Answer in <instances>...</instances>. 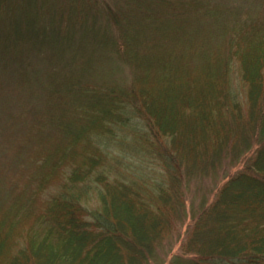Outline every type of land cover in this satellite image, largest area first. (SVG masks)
Instances as JSON below:
<instances>
[{"label":"trees","instance_id":"trees-1","mask_svg":"<svg viewBox=\"0 0 264 264\" xmlns=\"http://www.w3.org/2000/svg\"><path fill=\"white\" fill-rule=\"evenodd\" d=\"M68 1L0 0L4 66L24 54L52 63L46 85L55 106L31 133L43 152L35 194H45L51 177L59 180L42 208L22 192L1 213L0 264H160L161 248L162 264H264L262 30L253 28L250 44L229 55L194 52L183 47L196 34L190 11L165 19L153 13L168 0ZM248 26L245 20L229 39L245 37ZM172 27L179 47L130 46L145 29L167 37ZM25 40L32 47L17 46ZM232 57L242 59L245 120L229 82ZM113 61L132 69L131 82H91ZM25 71L18 72L29 86ZM191 74L204 82L190 83ZM5 76L0 66V92ZM251 151L243 168L226 175V165ZM204 177L218 185L195 199L190 184ZM93 197L97 203L86 205ZM16 213L33 219L19 245L9 237Z\"/></svg>","mask_w":264,"mask_h":264},{"label":"rangeland","instance_id":"rangeland-1","mask_svg":"<svg viewBox=\"0 0 264 264\" xmlns=\"http://www.w3.org/2000/svg\"><path fill=\"white\" fill-rule=\"evenodd\" d=\"M66 1L68 4L71 2ZM99 1L107 3L106 1L115 2L116 0ZM162 4L159 10L153 11L157 17L162 19L176 18L179 15L188 16L186 11L191 12L189 17L190 26L196 29V34L194 38L188 39L183 47H191V50L194 52L198 49H203V47H211V50H221L220 53L224 56L229 55L231 52L240 50L241 47H247V44H250L252 39L255 38L253 36L255 29H261L262 33H264V0H168ZM196 10L197 13H195ZM218 19L219 22L214 24L213 21H217ZM245 20L253 22V27H251L252 25L246 28L243 27L245 37L244 35H239L242 38L237 41L229 39L230 31H233L235 28L238 29L241 23L245 24ZM223 22L230 26L233 25L232 28L228 29V31H223L222 26L219 25V23ZM103 26L104 22L101 20L98 27L102 28ZM111 31L116 36H119V47H122L121 41H123V38L114 22ZM175 33L176 30L174 27H172L171 34L169 33L167 37H164L161 33H154L145 29L135 37L133 36L134 38L131 40L130 46L139 47V50L142 52L145 49H141V47H155L157 44L161 47H179L177 45L178 43L175 42L177 39ZM182 41L184 40L182 39ZM17 46L32 47V44L25 40L18 42ZM90 47L95 46L91 45ZM235 48L236 50H234ZM45 56H48V54H45ZM191 56L190 59L193 61L196 60L195 62L198 61V56L193 53ZM9 58L7 54H4L0 60V66L5 69L6 73L5 87L0 92V215L9 206L16 203L17 196L22 195V192L29 199L32 198L36 202L37 209L42 208L41 200L46 198L47 194L51 191H56L59 184V180L53 174L54 177L50 178L47 185L48 190H44L45 194L43 196L40 195V192L37 194L34 192L35 184H38L40 179L37 166L43 152L31 133L39 127V124L36 126L37 120L39 116L43 115L44 110L47 107L55 106L53 94L49 98V90L46 85L49 80L48 73L52 71V63L46 62L39 55L36 58V56L29 57L24 54L23 57L18 58V63H15V61L10 62L5 67L3 61ZM24 59H27L26 62ZM241 61L242 59L238 57L231 58V69L228 75L231 87L237 94L236 99L240 102L239 110H241V115L245 120L247 109L246 84L240 68ZM115 64L118 65L115 61L100 65L99 75L92 77L91 82L115 81L122 84L131 82L132 69L127 64L122 63L119 64L121 65L120 69H117L114 66ZM21 66H23V69L26 70L25 72L31 78L28 82L29 86L25 84L23 76L18 72ZM109 68L110 70L112 68L114 70H111L109 74L105 73L106 69ZM261 69L264 71V67ZM188 71L195 73L191 68ZM189 77L188 79L191 80L190 83L193 82L198 85L204 82V80L199 79L201 76L191 74ZM21 81L23 83L19 85ZM26 135H30V138H26ZM53 141L54 139L51 142ZM252 154V151L245 154V159L237 162L233 166L228 167L226 165L224 169L227 168V171L229 170V173L226 175L243 168L245 160L251 157ZM217 185L218 178L213 180L210 177H204L190 184V189H192L190 194L191 196L194 194V198L198 199L206 190L209 189L210 191L213 187H217ZM209 195L211 196L212 194L210 193ZM91 199L86 205L93 206L94 202L97 203L95 197ZM18 218L19 214L17 213L12 217L17 223H14L12 226L14 231L9 236L11 240L16 241L17 245L23 242L26 243L28 238L25 240V230H27L33 221L32 216H28L25 219ZM186 224L187 220H185L181 227V231H184ZM36 227H40V225H36ZM178 243L175 244L172 252L180 250ZM163 251L164 249L161 248L157 253V259H159L160 264L168 259L165 253L166 250L165 252Z\"/></svg>","mask_w":264,"mask_h":264}]
</instances>
